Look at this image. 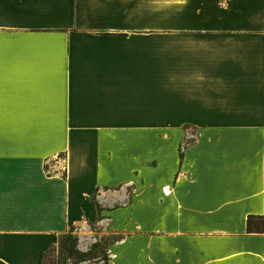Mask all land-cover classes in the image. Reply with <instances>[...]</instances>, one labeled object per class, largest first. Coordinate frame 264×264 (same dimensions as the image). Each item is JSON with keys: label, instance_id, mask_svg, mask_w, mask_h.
<instances>
[{"label": "crops", "instance_id": "0c3cea01", "mask_svg": "<svg viewBox=\"0 0 264 264\" xmlns=\"http://www.w3.org/2000/svg\"><path fill=\"white\" fill-rule=\"evenodd\" d=\"M83 229L264 264V0H0V264Z\"/></svg>", "mask_w": 264, "mask_h": 264}, {"label": "rangeland", "instance_id": "374dc122", "mask_svg": "<svg viewBox=\"0 0 264 264\" xmlns=\"http://www.w3.org/2000/svg\"><path fill=\"white\" fill-rule=\"evenodd\" d=\"M91 230V229H90ZM89 232L87 229H83V231H78V230H72L71 235L77 239V249L81 252H86L88 251L89 245L92 243L96 242H102L103 244H108L111 241V238L109 236H97L94 232L92 233ZM87 247L86 251H82ZM64 247H62L63 249ZM60 249L59 252L57 251H50V255L47 256L45 260V264H60L61 259L64 257V251ZM82 249V250H81ZM103 250L102 247L94 249L92 252V255L88 258L86 261H76L73 263L72 260H66L65 264H102V255L103 253L101 252Z\"/></svg>", "mask_w": 264, "mask_h": 264}, {"label": "trees", "instance_id": "16d2710c", "mask_svg": "<svg viewBox=\"0 0 264 264\" xmlns=\"http://www.w3.org/2000/svg\"><path fill=\"white\" fill-rule=\"evenodd\" d=\"M250 224V220L248 221V225ZM250 229V225H249ZM77 239L71 235V232L62 235L57 244L55 246H52L44 255L43 264H45V260L48 255L53 251L59 252L62 247H64L62 250L64 251V257L61 259L60 264H65L66 260H72L73 263L76 261L82 262L88 260V258L92 255V252L94 249L102 247L103 250L101 252L102 255V264H108L109 263V256L107 253V246L106 244H103L102 242H95L91 245V247L86 252H81L77 249ZM51 251V252H50Z\"/></svg>", "mask_w": 264, "mask_h": 264}, {"label": "built area", "instance_id": "2783aa9c", "mask_svg": "<svg viewBox=\"0 0 264 264\" xmlns=\"http://www.w3.org/2000/svg\"><path fill=\"white\" fill-rule=\"evenodd\" d=\"M164 193H165L166 195L170 194L168 188H164Z\"/></svg>", "mask_w": 264, "mask_h": 264}]
</instances>
